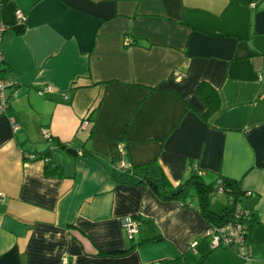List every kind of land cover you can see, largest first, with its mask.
Wrapping results in <instances>:
<instances>
[{
  "label": "crops",
  "instance_id": "crops-1",
  "mask_svg": "<svg viewBox=\"0 0 264 264\" xmlns=\"http://www.w3.org/2000/svg\"><path fill=\"white\" fill-rule=\"evenodd\" d=\"M0 19L18 86L0 111V264H264V0H2ZM201 84L220 99L207 119ZM115 161L155 164L166 187ZM193 169L238 182L249 262L212 248L194 188L170 198Z\"/></svg>",
  "mask_w": 264,
  "mask_h": 264
},
{
  "label": "trees",
  "instance_id": "trees-1",
  "mask_svg": "<svg viewBox=\"0 0 264 264\" xmlns=\"http://www.w3.org/2000/svg\"><path fill=\"white\" fill-rule=\"evenodd\" d=\"M197 95L200 101L206 106V113L204 114V118L207 119L209 116L213 115L220 109V99L218 94L210 88L206 84H201L198 87ZM89 119V118H88ZM67 150L72 151L73 148L66 146ZM35 159V158H34ZM115 165L118 163L114 162ZM114 165V171L122 172V175H129L130 177L135 178L133 184L134 185H147L151 186L154 190L158 192L164 190L166 187V180L159 172L158 167L155 164H152L147 167H143L134 172V169L129 167L126 170H116V166ZM194 188L196 195L198 206L200 208V212L204 215L206 219L210 221L211 226H222L228 222H240L242 223L246 230V242L247 247L249 245L250 233L252 229V222H255V219L251 212L244 211L241 209L239 204L240 198H242V194L239 190L238 182L229 180V179H220L211 184H206L202 180V175L197 170L193 169L189 178L186 182L179 187L174 193H171L170 198L181 200L188 195V188ZM165 194V193H164ZM164 194L162 196H164ZM216 195H222L227 197L229 201V206H227L223 211L219 214L212 213L208 210V204L211 197ZM165 197V196H164ZM239 205L243 216L239 217L235 221L234 210L235 206Z\"/></svg>",
  "mask_w": 264,
  "mask_h": 264
},
{
  "label": "built area",
  "instance_id": "built-area-1",
  "mask_svg": "<svg viewBox=\"0 0 264 264\" xmlns=\"http://www.w3.org/2000/svg\"><path fill=\"white\" fill-rule=\"evenodd\" d=\"M2 0H0V14H1ZM17 20L20 24H24L26 22V16L21 11H18L16 14ZM6 32V28L1 23L0 19V65L4 60L2 53V39L4 33ZM18 86L17 83L11 81L9 79H4L0 77V111L5 113L9 108V100L6 99L5 94L6 91L11 90L14 97L18 94ZM49 89L46 87L40 90L39 95H44L45 93H49ZM14 123V122H13ZM14 129H17L15 124ZM87 119L83 122V126H87ZM130 166L124 162H119L116 166L117 170H126ZM250 196V193L246 194ZM234 219L235 221L242 217V211L237 204L234 210ZM121 225L126 232L128 239L132 240L139 232L140 222L135 218H124L121 220ZM206 234L210 237L211 246L213 249L215 248H228L235 250L236 253L244 258L246 262L250 261L249 251L246 242V234L247 230L245 226L240 222H228L222 226H211L207 229Z\"/></svg>",
  "mask_w": 264,
  "mask_h": 264
},
{
  "label": "rangeland",
  "instance_id": "rangeland-1",
  "mask_svg": "<svg viewBox=\"0 0 264 264\" xmlns=\"http://www.w3.org/2000/svg\"><path fill=\"white\" fill-rule=\"evenodd\" d=\"M214 200H216V201H214ZM214 200H213L214 201V205L218 206L220 202H224V197L218 195V197H215Z\"/></svg>",
  "mask_w": 264,
  "mask_h": 264
}]
</instances>
